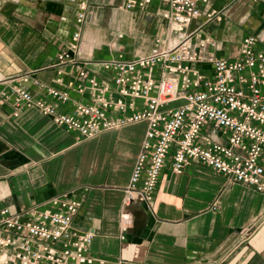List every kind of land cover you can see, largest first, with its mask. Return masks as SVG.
Listing matches in <instances>:
<instances>
[{
    "label": "crops",
    "instance_id": "crops-1",
    "mask_svg": "<svg viewBox=\"0 0 264 264\" xmlns=\"http://www.w3.org/2000/svg\"><path fill=\"white\" fill-rule=\"evenodd\" d=\"M82 1L85 18L79 24ZM125 2L0 0V206L28 218L32 211L57 209L63 199L80 200L73 226L93 232L92 264H264L263 192L228 183L222 173L195 161L175 173L169 155L154 202L125 206L124 188L146 136V121L78 139L37 107H18L14 97L2 93L26 87L70 112L76 103L92 100L79 65L115 87L103 60L146 55L177 38L163 15L167 2L152 0L145 8H127ZM202 8L189 30L202 25L192 41L204 42L207 53L236 57L249 34L259 35L258 47L264 48V0H209ZM78 29L77 54L70 43ZM64 50L79 61L58 65L57 55ZM196 66L213 74L208 63ZM161 70L154 67L155 78ZM48 86L68 92L70 99H55ZM135 103L143 106V99ZM125 209L127 227L121 216Z\"/></svg>",
    "mask_w": 264,
    "mask_h": 264
},
{
    "label": "built area",
    "instance_id": "built-area-1",
    "mask_svg": "<svg viewBox=\"0 0 264 264\" xmlns=\"http://www.w3.org/2000/svg\"><path fill=\"white\" fill-rule=\"evenodd\" d=\"M164 1L169 7L163 15L177 38L161 42L146 55L103 60V66L113 72L115 87L100 82L79 65L78 74L91 90L90 102H78L72 111L62 112L55 102L35 96L26 87L2 93L7 99L14 97L18 107H37L76 132L78 139L146 121V136L124 188L125 206L134 201L154 202L169 155L175 173L195 161L222 173L228 183H243L264 193V48L258 47L263 39L256 34L245 36L236 57L207 53L204 42L197 45L192 41L199 38L202 25L192 31L189 28L203 14L202 3L209 0ZM151 2L126 0L125 6L145 8ZM85 7L82 1L79 24L85 18ZM80 38L78 29L70 43L77 54ZM205 41L215 44L209 38ZM78 61L69 50L57 55L58 65ZM197 63L210 64L213 74L201 71ZM157 65L162 66L159 78L153 75ZM78 89L83 90L84 83ZM47 90L55 99H70L68 92L56 87L48 86ZM137 98L143 99V106H137ZM81 204L78 199H63L57 209L32 211L28 218L0 206V264L94 263L89 255L93 232L73 226ZM121 216L127 227L130 214L125 209Z\"/></svg>",
    "mask_w": 264,
    "mask_h": 264
},
{
    "label": "bare ground",
    "instance_id": "bare-ground-1",
    "mask_svg": "<svg viewBox=\"0 0 264 264\" xmlns=\"http://www.w3.org/2000/svg\"><path fill=\"white\" fill-rule=\"evenodd\" d=\"M0 77H1V73H0Z\"/></svg>",
    "mask_w": 264,
    "mask_h": 264
}]
</instances>
